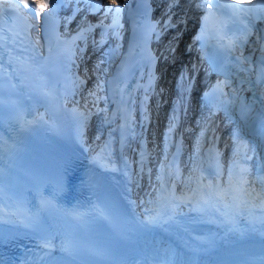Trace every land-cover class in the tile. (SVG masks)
Here are the masks:
<instances>
[{
    "label": "bare ground",
    "instance_id": "bare-ground-1",
    "mask_svg": "<svg viewBox=\"0 0 264 264\" xmlns=\"http://www.w3.org/2000/svg\"><path fill=\"white\" fill-rule=\"evenodd\" d=\"M184 89L185 83L180 80L176 90L184 92ZM228 89L226 84L225 90ZM211 105L207 104L208 113L196 115L195 121H205L207 115H220L229 126L232 148L239 152L246 145L252 154L249 166L250 184L257 190L254 195L244 196V185L239 183L243 176L239 164L242 162L237 155L226 167L234 175L230 183L218 180L203 164L181 173L168 168L160 159L154 164L139 163L143 184L134 186L126 174L117 173L114 140L111 137L106 142L102 140L108 130H97L99 137L92 154L105 166L113 167L110 175L131 200L140 223L134 241L150 264L264 261V115L253 123L251 119L243 123L242 118L233 114L231 106ZM193 160L196 161V154L192 151L186 163ZM148 167L153 170L150 176L145 175ZM221 190H225L222 196L218 194ZM185 197H191V203H180ZM153 218L155 223H147Z\"/></svg>",
    "mask_w": 264,
    "mask_h": 264
},
{
    "label": "snow or ice",
    "instance_id": "snow-or-ice-1",
    "mask_svg": "<svg viewBox=\"0 0 264 264\" xmlns=\"http://www.w3.org/2000/svg\"><path fill=\"white\" fill-rule=\"evenodd\" d=\"M11 7H17L16 5H12ZM95 7H97V8H99V5H95ZM196 7H198V8H208V9H211V8H213V7H215V9H217V10H220V9H222V8H226V7H228V6H225V5H221V4H216L215 6H213L212 4H205V3H197L196 4ZM232 7V9H233V14L234 15H236V16H245L246 17V15H247V10H245V9H243V8H236L234 5L233 6H231ZM259 7L260 8H262V9H264V4H261V5H259ZM53 11H55V9H53ZM122 11V9L120 8V7H117V8H111V7H109L107 10H106V13L107 12H113V13H115L116 15L115 16H113L112 17V21H111V23H112V25H117V23H118V20H117V17H118V15H119V13ZM214 13H209V15H213ZM49 16L51 15V13H49L48 14ZM48 19V16H45V20H47ZM204 20H205V22H207V20H208V15H205L204 16ZM204 31H206V29H202V32H204ZM73 39H75V38H73ZM196 39L197 40H200L201 39V36H197L196 37ZM90 95H92V94H90ZM204 133H203V131L201 132V135H203ZM103 151V150H102ZM239 183L241 184V185H246V184H248V181H247V179L246 178H243L242 180H240L239 181ZM245 192H246V194L247 195H249V196H251V195H253V192H254V190H253V192H247V189H243ZM224 191L225 190H221V192L220 193H218L219 195H223L224 194ZM191 200H192V198L191 197H185V198H183V199H181L180 200V203H191ZM205 203H207V201H204ZM155 220H156V218H153V219H151V220H149L147 223H155ZM44 247H46L47 245H43Z\"/></svg>",
    "mask_w": 264,
    "mask_h": 264
},
{
    "label": "rangeland",
    "instance_id": "rangeland-1",
    "mask_svg": "<svg viewBox=\"0 0 264 264\" xmlns=\"http://www.w3.org/2000/svg\"><path fill=\"white\" fill-rule=\"evenodd\" d=\"M193 166H195V165L193 164ZM193 166H192V167H193ZM197 166H198V165H197Z\"/></svg>",
    "mask_w": 264,
    "mask_h": 264
}]
</instances>
